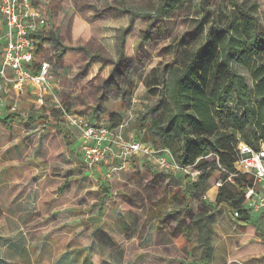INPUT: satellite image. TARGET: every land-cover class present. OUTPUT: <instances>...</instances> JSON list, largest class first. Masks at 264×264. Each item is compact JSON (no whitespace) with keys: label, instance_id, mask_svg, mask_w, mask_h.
I'll return each mask as SVG.
<instances>
[{"label":"rangeland","instance_id":"1","mask_svg":"<svg viewBox=\"0 0 264 264\" xmlns=\"http://www.w3.org/2000/svg\"><path fill=\"white\" fill-rule=\"evenodd\" d=\"M161 1L35 0L49 17L53 42L44 58L51 64L57 101L42 104L32 90L25 91L28 103L22 107L20 94L12 101V109L27 119L21 127L39 128L28 142L35 145L42 181L34 199L22 195L26 188L14 189L7 200L0 188V247L7 241L19 244L20 264L70 258L77 264H201L205 221L216 243L213 263L247 264L239 252L242 247L228 244L237 239L238 226L227 209L221 207L232 217L230 222L221 214L211 216L205 197L198 203L192 199L186 177L193 179L194 168L166 171L151 159L133 157L118 169L117 162L108 160L99 168L102 173L86 176L77 150L79 134L57 107L61 104L103 124L115 114L127 137L160 149L163 139L154 122L163 128L173 112L165 82L182 64L184 50L206 40L215 13L234 10L238 4L254 10L264 23V0H177L157 16ZM236 69L251 84L248 72ZM4 160L8 158L0 157V164ZM224 172L215 170L211 187ZM17 175L0 172V183L20 182ZM25 175L36 179L31 172Z\"/></svg>","mask_w":264,"mask_h":264},{"label":"trees","instance_id":"2","mask_svg":"<svg viewBox=\"0 0 264 264\" xmlns=\"http://www.w3.org/2000/svg\"><path fill=\"white\" fill-rule=\"evenodd\" d=\"M176 1L162 0L156 15H163ZM236 66L248 72L251 84ZM171 73L165 90L172 98L173 112L163 128L154 122L161 130L163 147L170 148L183 166L199 171L196 180L186 177V187L194 193L204 194L215 170L225 169L216 206L225 207L233 218L238 210V222L248 223L251 213L245 206V190L253 178L240 173L232 182L228 176L236 172L241 141L253 146L264 142V23L254 10L240 4L234 10L215 13L206 40L193 50L186 48L182 64ZM115 117L109 123L113 128L119 125ZM65 136L72 147V136ZM205 225L201 264H211L212 230L207 221Z\"/></svg>","mask_w":264,"mask_h":264},{"label":"built area","instance_id":"3","mask_svg":"<svg viewBox=\"0 0 264 264\" xmlns=\"http://www.w3.org/2000/svg\"><path fill=\"white\" fill-rule=\"evenodd\" d=\"M49 17L35 0H0V40L4 42L0 75L6 89L16 92L36 91L40 102L56 100V84L51 64L44 58L48 44L53 42L49 30ZM63 117L78 132L81 160L87 169L94 171L112 160L118 169L133 157L151 159L162 170H192L183 166L168 147L156 149L152 144L125 135V128L98 123L90 115L66 110L61 104ZM236 172L228 176L249 173L251 187L245 190V206L249 212H264V142L259 146L243 141L238 144L235 161ZM225 170V169H224ZM199 171H194L193 180ZM223 180L216 181L220 187ZM240 212L236 210L234 216Z\"/></svg>","mask_w":264,"mask_h":264},{"label":"crops","instance_id":"4","mask_svg":"<svg viewBox=\"0 0 264 264\" xmlns=\"http://www.w3.org/2000/svg\"><path fill=\"white\" fill-rule=\"evenodd\" d=\"M4 49V42L0 40V65L2 60V53ZM21 95V99L19 102V107L28 103L25 98L26 92H16L11 89H6L4 86V80L0 75V157H6L8 160H4V163L0 164V172L4 174L20 173V177L17 175L16 180H20V182L14 180H6L0 183L2 196L7 200L14 196V189L22 191L27 188V192L22 191V195H27V197H31L32 199L35 196L39 197V192L36 191L39 188V183L42 182L40 180L41 168L37 165L38 162L35 155V145L29 144V137L33 138L35 135H38L37 131L39 128H33L32 130L26 131L25 128L21 127V123H26L25 114L14 111L12 109L14 102L13 97ZM47 105V104H46ZM21 111V110H20ZM21 114V115H20ZM20 126V127H19ZM20 129H22L20 131ZM80 141V138H79ZM80 144L77 146V150L79 149ZM75 148L73 143L72 150ZM32 156V157H31ZM13 157V160L9 158ZM31 157V158H30ZM26 159L30 162H25ZM95 171H91L87 169L85 171V175H92L93 172L95 174L102 173L103 171L99 168L94 169ZM98 170V171H97ZM31 172L33 175H36L32 178V180L26 179V173ZM82 175V173H80ZM14 178V177H13ZM217 181V180H216ZM15 185H17L15 187ZM25 185H28L25 187ZM58 187V185H56ZM219 186L215 183L214 187H210L204 194L194 193L193 191L189 192L192 196V199L198 203L200 200L202 201L203 197L206 198V211L213 212L212 216L215 218L217 214H221L224 220L230 222V217L228 213L225 211V208H219L216 206V197L219 191ZM208 196V197H207ZM200 201V202H201ZM13 205V203H10ZM202 207L200 206V210ZM20 213H22L20 211ZM251 213V219L248 223L242 224L240 222H236L233 218V222L238 226V233L235 235L236 240H228V244L230 247L236 248L239 250V247H242L243 250L240 255L243 259L247 261V264H264V212L263 211H254ZM260 213V218H256L255 214ZM255 222V223H254ZM238 241V242H237ZM241 243V244H240ZM215 241L212 240V245L215 246ZM242 245V246H240ZM0 264H20V256L16 253L20 252V245L17 243L9 244L8 241L6 243L1 244L0 247ZM245 248V249H244ZM7 254V255H6ZM57 261V260H56ZM53 264H77L70 259L60 260L57 262H53ZM212 264L213 263L212 259Z\"/></svg>","mask_w":264,"mask_h":264}]
</instances>
